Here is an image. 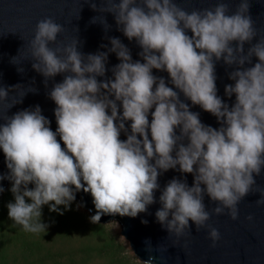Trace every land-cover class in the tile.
Wrapping results in <instances>:
<instances>
[{"label": "clouds", "instance_id": "9594fccd", "mask_svg": "<svg viewBox=\"0 0 264 264\" xmlns=\"http://www.w3.org/2000/svg\"><path fill=\"white\" fill-rule=\"evenodd\" d=\"M100 4L97 8L92 0L90 7L114 15L118 30L141 49L143 62L134 61L119 38H109L107 51L85 55L78 39L57 42L64 28L53 18L36 23L28 45L32 69L44 77L45 87L63 74L48 93L56 105V129L38 105L0 117V151L8 169L0 180L10 181L14 198L7 204L8 217L26 231L44 232L42 206L62 214L59 206L67 209L81 190L92 197V223L102 215L136 217L157 202L159 190L157 222L177 239L189 235L192 224L197 231L207 227L215 247L220 233L206 222L225 210L238 219V204L253 192L254 177L264 169V35L258 36L248 14L249 2L240 0L234 12L223 0L190 12L175 0ZM101 24L110 27L105 18ZM109 53L119 60L110 69ZM252 57L257 62L245 67ZM221 60L235 66L228 76L234 83L224 88L226 97L235 96L231 106L217 95L215 64ZM153 69L166 72L174 87ZM108 71L111 77L98 79ZM21 88L0 85V108L21 103L26 95ZM36 91L31 87L29 92ZM12 92L21 99L9 101ZM181 93L213 115L219 127L203 124ZM170 169L191 174L192 185L173 177L161 190L158 178ZM205 196L217 202L211 212ZM152 260L149 256L142 264Z\"/></svg>", "mask_w": 264, "mask_h": 264}, {"label": "water", "instance_id": "95a60500", "mask_svg": "<svg viewBox=\"0 0 264 264\" xmlns=\"http://www.w3.org/2000/svg\"><path fill=\"white\" fill-rule=\"evenodd\" d=\"M85 0H0V85L10 87L16 84L22 85L20 90L26 95L22 102L13 106L10 110L0 108V117L10 116L23 109H31L39 106L42 115L47 117L53 131L56 129L54 116L55 103L49 98V91L53 83L61 82L63 74H58L48 81L47 87L44 84V77L32 69V57L28 51V45L33 38L36 23L45 17H51L56 23L63 26L64 31L57 36V42L67 44L72 39L80 42L78 50L87 55L95 54L98 51H107L110 48L109 38L116 37L129 49L132 59L141 60L138 56L141 51L136 41H129L121 31L118 30L115 18L112 13H100L92 10L90 3ZM97 8L103 6L100 0H94ZM118 2V0H114ZM139 2V0H138ZM178 6L187 11L193 9L211 8L220 0H175ZM229 5L231 12L236 10L240 0H223ZM249 12L254 21V26L259 35H264V0H248ZM96 17V23H91ZM110 26L105 30L101 24L104 22ZM107 27V25H105ZM191 35V32H188ZM256 39L252 41L255 43ZM105 45L107 47H101ZM250 45L245 44V51ZM49 47L55 48L56 44ZM257 62L252 57V63L245 67H251ZM119 63L114 53H109L106 68ZM17 68L24 69L18 72ZM235 66H227L223 61L215 64L217 95L230 106L235 101V96L231 98L225 96V85L233 84L234 81L228 78L229 73ZM153 75L164 77L168 83V74L164 71L153 69ZM110 71L106 72L104 79L111 77ZM169 87H174L168 83ZM31 87L37 91L29 92ZM175 90V89H174ZM178 91V90H177ZM11 99H21L16 92L10 93ZM180 99L189 105L190 111L199 113L201 122L213 128L219 127L216 118L210 113L202 110L199 105H192L190 100L185 99L180 94ZM154 110V109H153ZM151 116L149 115V120ZM0 119V123H3ZM130 124V121L127 122ZM179 130H177L178 133ZM59 139V137H57ZM121 140L126 139L121 133ZM8 169L5 164L4 154L0 151V175H7ZM173 177L186 179L189 186L192 185L193 176L191 174H181L177 170H168L159 176L158 182L162 190L166 183ZM256 184L253 192H249L238 204V219L232 220L226 214L212 215L206 224L216 228L220 233V239L216 241L215 247L208 237V228L203 227L197 231L194 224L191 225L190 234L177 239L162 227L155 218V212L161 207L158 198L160 191L155 193L156 203L149 205L146 212L139 213L136 217L119 215H102L97 224L115 222L119 229V234L124 238L128 248L140 262L153 257L152 264H264V204L257 205L256 201L264 199V169L261 174L254 177ZM11 184L9 180H0V187L5 190ZM33 187L29 184V188ZM3 192H0V197ZM78 207L87 212L89 217L95 215V207L90 193L82 190L75 193V200ZM204 203L206 210H211L217 206V202L210 201L205 196ZM251 215L253 219L247 220ZM142 221H147L143 223ZM191 224V221H190Z\"/></svg>", "mask_w": 264, "mask_h": 264}, {"label": "rangeland", "instance_id": "374dc122", "mask_svg": "<svg viewBox=\"0 0 264 264\" xmlns=\"http://www.w3.org/2000/svg\"><path fill=\"white\" fill-rule=\"evenodd\" d=\"M11 184L0 197V264H142L119 234L117 224L92 223L76 202L60 212L42 206L45 231L29 232L8 217Z\"/></svg>", "mask_w": 264, "mask_h": 264}]
</instances>
